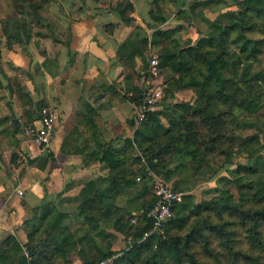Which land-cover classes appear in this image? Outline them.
<instances>
[{"label": "trees", "instance_id": "16d2710c", "mask_svg": "<svg viewBox=\"0 0 264 264\" xmlns=\"http://www.w3.org/2000/svg\"><path fill=\"white\" fill-rule=\"evenodd\" d=\"M162 1H152L145 27L136 24L132 0L109 5L122 22L135 25L132 39L119 48L132 68L125 76L130 101L135 109L142 101L150 51L156 47L165 85L161 108L149 111L138 126L134 115V134L122 148L97 138L98 148L87 150L84 164L99 157L109 173L83 182L77 207L80 227L73 229L65 223L67 213L44 203L27 243L15 235L0 241V264H56L60 258L69 264L74 253L83 264H95L120 252L114 264H264V166L261 170L235 162L240 146L247 145L256 156L264 142L260 133L242 138L230 125L233 117L259 116L264 109V69L257 67L264 53V0H237L238 9L220 15L207 33L199 31L195 42L181 40L175 28L162 27L167 20ZM43 9L41 0H0V34L8 48L29 45L34 38L39 47L40 38L50 36L36 30L44 24L51 30ZM114 26L105 25L107 30ZM39 51L45 65L52 62L46 49ZM24 72L34 78L30 70ZM8 88L30 104L32 117L47 105L34 101L17 77H9ZM183 90H192L194 99L166 101ZM13 127L20 130L22 125L16 119ZM50 156L46 149L41 167ZM18 158L13 152L11 159ZM149 169L167 181L182 171L183 182L176 181L175 187L183 191L191 189L190 176L197 181L207 173L206 179H217L210 199L199 202L188 191L174 203L165 238L154 232L142 238L153 225L147 212L158 197ZM224 170L231 173L221 174ZM129 190L120 205L118 199ZM117 235L123 236L124 246L113 248Z\"/></svg>", "mask_w": 264, "mask_h": 264}, {"label": "crops", "instance_id": "0c3cea01", "mask_svg": "<svg viewBox=\"0 0 264 264\" xmlns=\"http://www.w3.org/2000/svg\"><path fill=\"white\" fill-rule=\"evenodd\" d=\"M93 1L97 4L70 0L69 6L57 7V21L51 24V30L46 25L36 26V30L50 35L40 38L39 47L36 38L24 48H8L5 42L0 45V241L15 235L22 244L27 243L28 230L38 223L42 205L48 202L67 213L65 223L73 229L80 227L77 207L83 182L109 173L106 161L95 157L84 164V155L98 148L97 138L119 149L134 134L136 109L125 82L132 68L125 56L122 58L123 53L119 55V48L132 39L135 25L121 21L109 7L115 2ZM132 1L136 24L145 27L151 20L153 0ZM236 1L164 0L161 6L167 20L162 27L175 28L181 40L195 42L199 31L207 33L220 15L238 9ZM193 2L194 7L190 5ZM181 9L183 13H179ZM109 23L116 26L107 30L105 25ZM39 49H46L51 63L45 65V55ZM151 50L156 53L157 48ZM28 70L34 78L25 74ZM9 77L22 80L34 101L43 100L56 111L55 132L46 148L26 133V126L40 124V111L32 117L30 104H23L8 88ZM157 82H163L161 70ZM187 91L192 90L179 91L176 96ZM16 119L22 125L20 130L13 127ZM46 149L53 158L50 156L41 167ZM13 152L19 154L16 161L11 159ZM118 203L123 205L119 199ZM116 237L113 248H119L123 238ZM72 258L82 262L76 253ZM56 264H64L63 258Z\"/></svg>", "mask_w": 264, "mask_h": 264}, {"label": "built area", "instance_id": "2783aa9c", "mask_svg": "<svg viewBox=\"0 0 264 264\" xmlns=\"http://www.w3.org/2000/svg\"><path fill=\"white\" fill-rule=\"evenodd\" d=\"M159 74V59L151 50L145 74V90L143 92L142 101L136 108V126L143 121L149 111L155 109L158 102L164 97L165 85L157 82ZM39 121L40 124L38 126H26V133L31 135L37 144L46 148L50 144L55 132L57 124L56 111L48 105L43 106L40 110ZM148 171L153 176V183L158 197L153 207L147 212L148 217L153 221V225L150 229L144 232L142 238H148L153 232L158 233L162 238H165V225L171 217L172 207L174 203L182 201L187 192L171 187L166 183L162 175L156 174L152 169H149ZM138 179H141V176H138ZM23 248L25 254L29 256L27 247L23 245ZM121 253L122 252L109 255L95 264H114L115 258ZM69 264L83 263L74 260Z\"/></svg>", "mask_w": 264, "mask_h": 264}, {"label": "rangeland", "instance_id": "374dc122", "mask_svg": "<svg viewBox=\"0 0 264 264\" xmlns=\"http://www.w3.org/2000/svg\"><path fill=\"white\" fill-rule=\"evenodd\" d=\"M44 4V9H43V14L46 16L48 23L53 24L55 21H57V16L56 14L58 13V8L57 7H61V6H69L70 5V0H61L60 2H58L57 0H41ZM86 1V0H85ZM92 3H96L95 1L91 0ZM107 2H116V0H105ZM87 4V2H84ZM83 4V3H81ZM97 4V3H96ZM65 9V8H63ZM2 14L0 13V16ZM46 25V24H44ZM43 26V25H42ZM47 31V30H46ZM0 33H1V21H0ZM1 35V34H0ZM5 37L3 35L0 36V45L3 44ZM19 47L24 48L25 45H17ZM259 63L257 64L258 68H263L264 69V53L260 55V59L258 61ZM180 93V92H179ZM182 93V92H181ZM194 99V93L193 91H187L182 93L181 95H178L175 97V99H171V98H167L166 101H172V100H177V101H186V100H193ZM163 98L158 102V104L156 105L155 109H159L161 108V103L163 102ZM49 106V105H48ZM230 125L232 127L235 128L236 132L242 137H249L250 135L254 134V133H260V140L262 142H264V109L262 114H260L259 116H255V117H249L246 114H242L239 117H233L230 119ZM250 148L247 145H243L240 146L239 151L237 152L236 156H235V162H241V163H250L256 166V168L261 170L263 169L264 166V149H262L260 151V153L256 156H253L250 154ZM259 158H256V157ZM236 165H234L233 167H235ZM183 172L181 171V173H177L176 175H174V177L172 178V180H165L166 183L168 185H170L171 187L175 188V182L179 181V182H183L182 178L184 175L182 174ZM231 172L230 170H224L221 172V174H226L229 175ZM205 176H203V178L198 179L197 181H194V179L190 176L188 177V184H190L191 187V192L196 196V200L201 202L204 200H208L210 199V197L212 196V189H214L215 186H217V179L214 178L213 180L211 179H206L205 177H207V173L204 174ZM165 179V178H164ZM187 183V180H186ZM132 190V189H131ZM130 190L129 192L123 194L119 200L121 203H126V200L130 194ZM120 246H124V240L122 238V241L120 243Z\"/></svg>", "mask_w": 264, "mask_h": 264}]
</instances>
